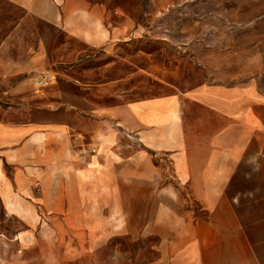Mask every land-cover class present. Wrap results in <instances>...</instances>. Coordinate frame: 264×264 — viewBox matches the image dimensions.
<instances>
[{
  "label": "crops",
  "instance_id": "1",
  "mask_svg": "<svg viewBox=\"0 0 264 264\" xmlns=\"http://www.w3.org/2000/svg\"><path fill=\"white\" fill-rule=\"evenodd\" d=\"M14 3L95 49L121 33L84 0ZM261 104L254 86L205 84L97 110L89 128L0 123L2 206L53 244L23 258L57 264L77 257L58 242L126 237L156 239L158 264H264Z\"/></svg>",
  "mask_w": 264,
  "mask_h": 264
},
{
  "label": "rangeland",
  "instance_id": "2",
  "mask_svg": "<svg viewBox=\"0 0 264 264\" xmlns=\"http://www.w3.org/2000/svg\"><path fill=\"white\" fill-rule=\"evenodd\" d=\"M14 1L0 0V123L78 126L84 116L89 128L97 110L205 84H242L262 99L264 125V0H84L120 29L101 49ZM45 77L54 80L37 85ZM24 231L0 201V264H28L23 252L53 246ZM157 245L154 238L119 237L98 248L78 241L55 247L77 256L57 264H158Z\"/></svg>",
  "mask_w": 264,
  "mask_h": 264
},
{
  "label": "built area",
  "instance_id": "3",
  "mask_svg": "<svg viewBox=\"0 0 264 264\" xmlns=\"http://www.w3.org/2000/svg\"><path fill=\"white\" fill-rule=\"evenodd\" d=\"M50 79H53L54 80V77H50ZM48 78H44L43 80H40L37 82V85H39L40 87H45V86H48L50 83H51V80L49 81ZM96 148H92L90 149V151H83V154L82 155H87L89 154L90 156L96 154Z\"/></svg>",
  "mask_w": 264,
  "mask_h": 264
}]
</instances>
